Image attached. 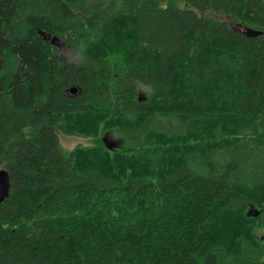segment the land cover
<instances>
[{"label":"trees","instance_id":"trees-1","mask_svg":"<svg viewBox=\"0 0 264 264\" xmlns=\"http://www.w3.org/2000/svg\"><path fill=\"white\" fill-rule=\"evenodd\" d=\"M0 168V264H264V0H0Z\"/></svg>","mask_w":264,"mask_h":264},{"label":"water","instance_id":"water-1","mask_svg":"<svg viewBox=\"0 0 264 264\" xmlns=\"http://www.w3.org/2000/svg\"><path fill=\"white\" fill-rule=\"evenodd\" d=\"M40 35L46 40V41H51V43L53 45H56L58 47L64 45V43L61 41V39L59 37H52L50 35H45L44 32H40ZM245 35L248 37H258L261 35V32L253 30V29H247L245 30ZM72 94H76L77 93V89L76 88H72L71 90ZM140 100H143L142 97L140 98ZM104 143L107 146V148L109 150H116L117 148H119V145H117L116 143H114L113 141H111L108 137V135H106L104 138ZM11 192V179H10V174L8 172V170L6 169H1L0 168V205L9 197ZM256 215V214H255Z\"/></svg>","mask_w":264,"mask_h":264},{"label":"rangeland","instance_id":"rangeland-1","mask_svg":"<svg viewBox=\"0 0 264 264\" xmlns=\"http://www.w3.org/2000/svg\"><path fill=\"white\" fill-rule=\"evenodd\" d=\"M58 54L62 55V56H65V57H67L69 59H75L76 58L75 53L73 51H71L69 48H67L65 45H62V46L59 47ZM145 95H146V91H143L141 93V96L144 97ZM108 137H109V139L111 141H113L114 143L119 145V147L122 145V141L118 138V136L115 133L108 134ZM59 139H60V142H61L63 148L66 151H71L75 147H77L78 145L86 146V145H91L92 144V141L89 140V139L87 140V139H84V138L71 136V135H68V134H65V133H62V132L59 133ZM250 213H253V211H251ZM259 234L261 236L264 235V229H260L259 230Z\"/></svg>","mask_w":264,"mask_h":264}]
</instances>
